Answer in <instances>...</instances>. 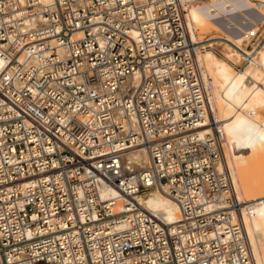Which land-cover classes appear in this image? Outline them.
Returning <instances> with one entry per match:
<instances>
[{"label": "built area", "instance_id": "1", "mask_svg": "<svg viewBox=\"0 0 264 264\" xmlns=\"http://www.w3.org/2000/svg\"><path fill=\"white\" fill-rule=\"evenodd\" d=\"M210 1L0 0V264H257L187 27Z\"/></svg>", "mask_w": 264, "mask_h": 264}, {"label": "bare ground", "instance_id": "2", "mask_svg": "<svg viewBox=\"0 0 264 264\" xmlns=\"http://www.w3.org/2000/svg\"><path fill=\"white\" fill-rule=\"evenodd\" d=\"M251 9L261 17L258 22L247 14ZM231 14H239L242 20L235 22L229 17ZM186 16L189 36L202 49L199 61L211 119L222 140L225 165L242 204L246 234L256 263L264 264V178L249 180L244 171L253 159L247 149L257 144L264 146V44L256 51L253 60L244 64L250 38L264 25V4L259 0L250 3L214 0L190 7ZM216 16L224 18L227 29H235L241 34L226 32L214 20ZM249 24L254 25V34L247 32L249 30L245 27ZM232 64L244 65V68L236 70ZM125 159L129 169H141L148 161L144 149L128 153ZM141 200L149 211L162 217L166 223H176L180 218L177 205L160 193L150 192ZM248 209L251 216L245 213Z\"/></svg>", "mask_w": 264, "mask_h": 264}, {"label": "rangeland", "instance_id": "3", "mask_svg": "<svg viewBox=\"0 0 264 264\" xmlns=\"http://www.w3.org/2000/svg\"><path fill=\"white\" fill-rule=\"evenodd\" d=\"M247 14L251 17L253 21H256V22H258L261 18L254 9L249 10ZM229 17H231L235 22H240L242 20V17L239 14H233V15H230ZM214 20L217 23H219V25H221V27L226 32H229L230 34H236V33L241 34L239 31L235 29L233 30L227 29V22L224 20L223 17L216 16V18L214 17ZM253 26L254 25L250 24L245 28L247 30H250L251 28H253ZM216 53L220 55L218 52ZM232 66L234 65L232 64ZM234 68H236V70L243 69L244 65L234 66ZM247 151H249L250 154L253 155L252 156L253 159H252L251 165L247 169L246 168L244 169V171L245 170L248 171L247 173L245 171V174L246 176L248 175V179L250 178L251 180L254 179V180L259 181L260 179L264 178V146L259 145V144L252 145L251 148L247 149Z\"/></svg>", "mask_w": 264, "mask_h": 264}]
</instances>
